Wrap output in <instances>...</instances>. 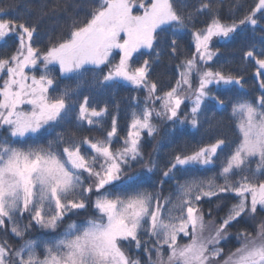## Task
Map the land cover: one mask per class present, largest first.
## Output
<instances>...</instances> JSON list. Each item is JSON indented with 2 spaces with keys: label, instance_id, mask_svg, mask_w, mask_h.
Listing matches in <instances>:
<instances>
[{
  "label": "snow or ice",
  "instance_id": "1",
  "mask_svg": "<svg viewBox=\"0 0 264 264\" xmlns=\"http://www.w3.org/2000/svg\"><path fill=\"white\" fill-rule=\"evenodd\" d=\"M75 7L0 4V264H264V47L239 48L249 99L225 95L248 81L218 46L264 41V0H98L45 43V19ZM124 86L137 94L121 136L99 98ZM189 127L206 141L161 164Z\"/></svg>",
  "mask_w": 264,
  "mask_h": 264
},
{
  "label": "trees",
  "instance_id": "2",
  "mask_svg": "<svg viewBox=\"0 0 264 264\" xmlns=\"http://www.w3.org/2000/svg\"><path fill=\"white\" fill-rule=\"evenodd\" d=\"M14 0H0V4H9L13 3ZM15 2H19V0H15ZM43 0H33L34 4L42 3ZM68 3H75L77 7L72 9L69 14L64 15L61 14V16L52 18V19H45V22L42 26V36L45 37V43L47 42L46 34L47 35H59L61 32L66 33L68 26L71 24L72 17L75 13H79L78 18H83L84 14L90 10V8L98 2V0H67ZM247 3L251 4L254 2V0H246ZM248 42H253L256 44L257 48L264 47V41L261 40L260 34L256 33L253 35L250 32L242 33V35L234 42H231L228 44L226 48H223L222 44H218V46L222 47V50L224 51V55L221 58V63L224 65V70H232L233 72H242L245 76V79L248 81V83L245 85L243 89L237 88L235 92H226L225 95L228 97H231L233 95H236L237 93L243 94L246 96V98H252L255 94H257L258 89V82H256L253 79V69L249 67L247 70H245L243 65L239 64V48L241 46H244ZM233 57L236 59L233 60ZM142 60L144 57H134V59ZM161 77L165 82L167 81V76L165 74V69L163 67L157 68L156 72L154 73L155 76ZM58 84L60 85V88H63L67 85H71L73 83L72 80L67 79H59ZM85 94H87L88 89L84 88L82 89ZM137 93L131 88V86H124L120 87L118 89L112 90L110 93H106L103 97H100L99 99H102L106 101L110 107H112L113 111H115V106H119V129H120V135L123 136L126 134L127 131V125L130 123V114L132 111V107L130 104V97L133 95H136ZM142 98V97H141ZM231 109L229 108L227 111H217L215 113V119L216 120H223L225 127H229L228 124V118L229 113ZM212 113H209V117L211 118ZM207 126H205L206 128ZM87 128V126H85ZM161 128H163V125H161ZM205 128L200 129L197 131L196 129L188 128V133L182 136H178L175 143L169 145L168 147H165L161 150L159 153V159L161 164L164 163V161L167 158V155L171 150H178V149H186L191 150V148L196 145L197 143L201 142L202 140L207 139V132ZM83 135H90V136H99L101 135V132L99 130L94 131H87L85 130ZM159 139V137H157ZM156 141L152 140L151 138L145 137V144H144V154L145 158L147 159V156L149 153L152 152L153 146L155 145ZM136 170H140L139 166H137ZM211 174V173H209ZM169 185H165V189L169 188ZM210 207L214 208V205H209ZM78 220H83L84 217L81 216L79 218H75ZM62 231V229H61ZM33 237H41L43 239H51L53 236H55V233H47L42 230H35L32 233ZM235 244V241L233 240L231 244L227 245V247H232Z\"/></svg>",
  "mask_w": 264,
  "mask_h": 264
},
{
  "label": "rangeland",
  "instance_id": "3",
  "mask_svg": "<svg viewBox=\"0 0 264 264\" xmlns=\"http://www.w3.org/2000/svg\"><path fill=\"white\" fill-rule=\"evenodd\" d=\"M116 59L118 60V56H116ZM90 73H88V74H85V78H88V77H90ZM0 83H2V81H0Z\"/></svg>",
  "mask_w": 264,
  "mask_h": 264
}]
</instances>
